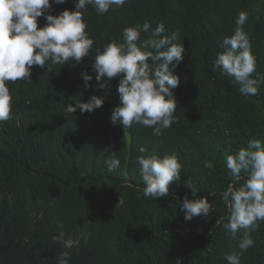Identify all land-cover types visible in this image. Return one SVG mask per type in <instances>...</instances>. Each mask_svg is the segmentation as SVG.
Returning a JSON list of instances; mask_svg holds the SVG:
<instances>
[{"label": "trees", "instance_id": "1", "mask_svg": "<svg viewBox=\"0 0 264 264\" xmlns=\"http://www.w3.org/2000/svg\"><path fill=\"white\" fill-rule=\"evenodd\" d=\"M74 4L53 3L50 14ZM240 11L248 14L244 30L257 58L252 75L262 81L255 96L242 95L231 77L213 70ZM84 19L94 40L89 56L51 71L33 66L31 81L8 84L13 108L0 122V264H58L64 251L69 264H227L225 255L240 252L244 230L233 237L223 227L228 210L221 193L232 182L226 157L251 139L264 141V0H127L104 15L88 6ZM146 21L152 29L163 23L167 35L178 32L185 48L175 69L180 83L172 89L177 122L159 137L140 124L111 121L119 77L99 90L91 67L97 48L122 42L124 28ZM82 72L93 76L87 89ZM93 95L104 98L101 108L65 111ZM140 147L145 155L180 157L181 179L170 184L168 196H143ZM113 152L120 167L109 172L105 158ZM187 181L199 198L214 193L207 217L185 221L179 208L185 196L192 199ZM120 197L124 204L116 208ZM61 230L79 245L66 249L54 240ZM251 235L254 245L240 264H264V222Z\"/></svg>", "mask_w": 264, "mask_h": 264}, {"label": "clouds", "instance_id": "2", "mask_svg": "<svg viewBox=\"0 0 264 264\" xmlns=\"http://www.w3.org/2000/svg\"><path fill=\"white\" fill-rule=\"evenodd\" d=\"M53 3L61 5L67 0H0V122L9 119L13 108L9 82L31 81L33 66L51 71L55 65H68L70 60L79 64L89 56L94 40L86 31L88 24L84 17L88 6L98 15H104L122 8L127 0H75L74 10L65 9L58 15L50 14ZM41 17L45 20L43 27L38 26ZM247 20V12L237 14L236 27L230 36L224 37L220 45L223 51L217 54L213 70L231 77L242 95L255 96L262 81L252 75L256 72L257 58L250 34L244 30ZM149 32L148 38L142 40L141 34ZM165 33L163 23L152 29L146 21L124 28L122 42L110 41L103 50L96 49L91 67L97 88L105 91L111 80L119 77L116 89L119 104L112 109L110 117L114 124L119 121L124 128L140 124L151 128L152 134L159 137L177 122L174 115L177 101L172 89L180 83L175 69L184 58L185 48L178 42V32ZM81 77L87 89L93 76L82 72ZM103 104V97L93 95L87 102L69 104L65 111L91 113ZM139 152L136 163L140 166L143 196L154 200L168 196L170 184L181 179L180 157L176 153L163 157L155 152L145 155V147H140ZM105 164L112 172L120 167V159L113 152L105 158ZM225 166L232 182L221 193L228 210V222L223 227L233 237L244 231L238 244L240 252L224 258L227 264H240V256L254 245L251 233L264 222V141L249 140L246 147L227 155ZM204 167L211 169L213 163L205 161ZM186 184L192 199L185 196L180 204L185 221L207 217L214 210L208 198L214 193L199 198V190L190 181ZM123 204L120 197L115 207ZM58 228L63 229V224H58ZM65 235L61 230L53 239L66 249L79 245L78 240L65 239ZM69 259V252H61L58 264H69Z\"/></svg>", "mask_w": 264, "mask_h": 264}]
</instances>
